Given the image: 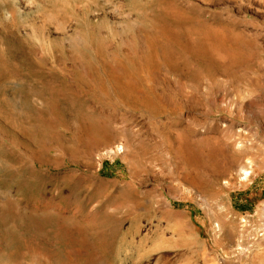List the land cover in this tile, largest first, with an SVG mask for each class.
Returning <instances> with one entry per match:
<instances>
[{
  "label": "rangeland",
  "instance_id": "1",
  "mask_svg": "<svg viewBox=\"0 0 264 264\" xmlns=\"http://www.w3.org/2000/svg\"><path fill=\"white\" fill-rule=\"evenodd\" d=\"M232 1L0 0V264H264V8Z\"/></svg>",
  "mask_w": 264,
  "mask_h": 264
},
{
  "label": "bare ground",
  "instance_id": "2",
  "mask_svg": "<svg viewBox=\"0 0 264 264\" xmlns=\"http://www.w3.org/2000/svg\"><path fill=\"white\" fill-rule=\"evenodd\" d=\"M66 1H69V0H47V2L51 5V6H57L59 3H65ZM238 1L240 0H233V5L229 4V7H234V6H239L238 5ZM254 1H257L258 3L262 4V7L264 8V0H248V3L251 5ZM43 15H46V19H54V15L52 12L50 13H47L45 10H43ZM261 21H264V10L262 11V14L259 16V18ZM260 25V23L258 24ZM244 27V30H246L248 33H252L253 36H255L256 38H264V27H255L253 26V24H250V23H245L243 25ZM60 27L63 29L62 25H60ZM241 132H243V130L241 129H238L237 130V135L238 136H241ZM134 146V157L135 158H139L140 160H142L143 162H147L148 164L152 165V164H155L159 159L154 156L153 154H151L150 156H148L146 158V156L142 157L140 155H138V153L136 152V144L133 145ZM263 149H264V145H263ZM125 153V148L123 145H117L115 147H108L107 149H104V154H121V153ZM127 157V156H126ZM239 172H240V178L242 180H248L249 176L251 175V172L248 171L249 169H247L245 166H242V165H239ZM260 210L258 211V214L260 215H264V206L259 208ZM171 220L168 222V225L170 227H173L174 229V233H173V236L172 238L174 239V237H177L178 238V241H180V243L178 242H173L172 243V239H165V238H160L158 239L155 238L152 240V245H150L149 249H148V254L150 253H154L156 252V247L158 248L159 245H162V244H165L167 243V245H189L190 243L188 242V233L183 229L181 228V223H180V220L179 219H175V217L173 218V216H171L170 218ZM215 227L217 229L220 228V225L218 223H216ZM255 245H264V238L263 239H258V241H256ZM191 246V245H190ZM197 247H199L198 245H196ZM197 247H192V250H189L187 252H185V254H182L180 255V258L182 260H185V264H196V260L195 258L197 257ZM193 248H195V250H193ZM138 253V255L141 253V250L140 251H136ZM205 252V251H204ZM164 256V255H163ZM163 256H160L157 258V260L155 261L154 264H166L164 263L163 259L164 257ZM140 257V260L136 263H140L141 260H142V257Z\"/></svg>",
  "mask_w": 264,
  "mask_h": 264
}]
</instances>
